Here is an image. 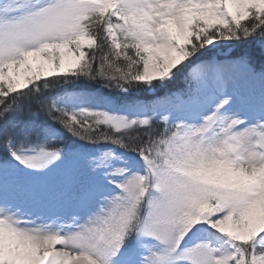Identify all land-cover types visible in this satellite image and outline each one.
Instances as JSON below:
<instances>
[{
    "label": "snow or ice",
    "instance_id": "snow-or-ice-1",
    "mask_svg": "<svg viewBox=\"0 0 264 264\" xmlns=\"http://www.w3.org/2000/svg\"><path fill=\"white\" fill-rule=\"evenodd\" d=\"M0 264H264V0H0Z\"/></svg>",
    "mask_w": 264,
    "mask_h": 264
},
{
    "label": "trees",
    "instance_id": "trees-1",
    "mask_svg": "<svg viewBox=\"0 0 264 264\" xmlns=\"http://www.w3.org/2000/svg\"><path fill=\"white\" fill-rule=\"evenodd\" d=\"M184 85L182 83V81L180 80H177V81H173L170 85H169V88L170 89H178V88H182Z\"/></svg>",
    "mask_w": 264,
    "mask_h": 264
}]
</instances>
